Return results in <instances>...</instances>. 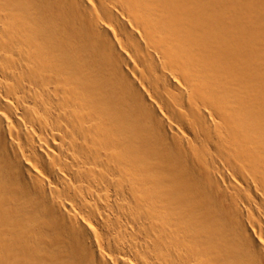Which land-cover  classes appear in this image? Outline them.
Instances as JSON below:
<instances>
[{
  "label": "bare ground",
  "instance_id": "6f19581e",
  "mask_svg": "<svg viewBox=\"0 0 264 264\" xmlns=\"http://www.w3.org/2000/svg\"><path fill=\"white\" fill-rule=\"evenodd\" d=\"M0 264H264V0H0Z\"/></svg>",
  "mask_w": 264,
  "mask_h": 264
}]
</instances>
